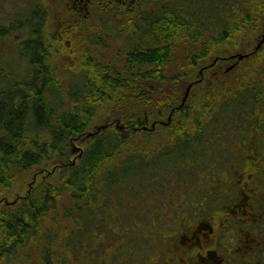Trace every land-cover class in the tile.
Wrapping results in <instances>:
<instances>
[{
    "label": "trees",
    "instance_id": "obj_1",
    "mask_svg": "<svg viewBox=\"0 0 264 264\" xmlns=\"http://www.w3.org/2000/svg\"><path fill=\"white\" fill-rule=\"evenodd\" d=\"M146 16V23L129 30L139 44L132 45L121 72L91 57L82 58L76 82L66 92L40 54L44 33L39 11L21 16L19 27L30 25L31 38L25 45V50H30V67L26 77L14 74L10 81L9 75L0 73L1 85L9 82V87L0 89V189L15 184L18 174L40 166L66 164L61 167L66 170L57 184L48 185L37 196L21 197L20 203L0 218V262L18 258L40 234L41 220L50 218L58 223L60 215L74 226L67 240L76 251L90 247L94 239L97 245L89 252L101 253L104 245L117 238L118 245L111 248L107 259L110 264H115V256L125 249L134 251L126 254L142 261L143 255L156 247L133 236L121 239L120 226L147 214V208L155 203L154 194H165L164 190L173 186L183 190L185 179L198 185L205 178L208 189H213L204 196L200 189L195 193L200 197L193 201V214L203 218L206 210L213 209L201 201L210 197L217 200L223 190L218 179L207 180L216 177L215 169L230 165L228 172H234V179L246 175L255 179L264 174V81L242 83L237 90L204 97V93L196 94L201 83L197 80L192 88L195 95L184 105L173 96L174 85L183 79L193 80L198 68L207 76L214 58L224 55L236 33L260 29L264 0H206L197 7L174 2L160 6L156 15ZM182 41L186 45L184 65L177 76H171L168 67L177 59ZM101 114L108 127L87 138L84 154L75 164H67L72 143L86 138ZM150 136L160 137L150 140L155 144L151 147ZM140 138L147 146H140ZM254 138L263 147L261 159L255 155L247 159L253 153L244 148ZM223 143L241 145L242 161L235 152H228L231 157L226 159L221 154ZM256 200L248 205L244 202L236 211L239 217L256 214L260 209L254 206ZM230 204L227 201L226 207ZM245 224L235 223L240 235L234 252L253 248L254 256L257 254L264 264V228L258 232L260 240L252 243L247 234L241 235ZM99 236L107 243L99 242Z\"/></svg>",
    "mask_w": 264,
    "mask_h": 264
},
{
    "label": "rangeland",
    "instance_id": "obj_2",
    "mask_svg": "<svg viewBox=\"0 0 264 264\" xmlns=\"http://www.w3.org/2000/svg\"><path fill=\"white\" fill-rule=\"evenodd\" d=\"M26 1L28 0H0V73L9 75L8 81L12 80V75L15 76L14 74L21 78L26 77V69L30 67L27 57L30 54V50L26 51L25 45L31 38V33L29 35L27 30L30 25H26L24 28L19 27V25L23 19H21V16L25 13L27 16L33 15V12L38 10L40 22L42 21L43 24L42 32L45 37H42L44 50L40 54L45 60V65L50 66L54 70L56 80L65 92L70 84L76 82L75 73L80 68L82 58L91 57L97 63L110 66L115 71L121 72L126 65L127 56L132 45L139 44L138 39L134 38L129 30L136 25L146 23L144 18L147 17L146 14L142 13L147 12L144 10L140 13L118 10L109 14L99 11L94 14L92 19L86 22L79 24L63 23L59 15V11L62 12L63 8L56 9L53 6H48L49 12L46 13L47 11L44 8H30L27 6ZM146 29L144 28L143 30L145 31ZM179 48L177 59L168 67V74H171V76H177L180 73L181 64L184 62L182 55L186 50V45L183 41L180 43ZM240 56L247 57L239 60ZM216 58H220V61L216 60ZM216 58H214L215 60L213 59L214 62L210 65L213 68H211L207 76H203V71L198 68L193 80L183 79L174 85L175 93L173 96L178 103L183 102L188 87L192 85L193 88V84L197 80L198 83L200 81L201 83L196 89V94L201 92L202 95L204 93V97L237 90L242 83L248 85L254 82H263L264 19L261 21L260 29L258 28L256 33L248 30L236 33L225 47L224 55ZM183 70L188 71L185 68ZM8 81L4 85H1L0 81V89L9 87ZM191 95L193 97L195 91L190 92L189 97ZM106 124L105 116L101 114L94 128L87 133L86 138L84 137L79 142L72 143L70 151L72 154L67 164L71 162L75 164L78 161V158L84 154V141L87 138H91L96 131L106 129L108 127ZM115 126L119 128V124ZM141 135L140 133L142 138ZM141 138L138 140L139 142ZM158 139H160L158 136L151 137L148 145L150 147L154 146V142H151L153 140L158 141ZM140 146H147V141L144 140ZM221 148H225V151L221 154L226 159L231 157V152H235L234 156L238 158V161H242L243 154L239 152V150L243 149L241 145L223 143ZM262 149L263 147L259 145L257 138H254L252 142L249 139L247 148H244L245 151L253 153L247 159L249 157L252 159L254 155L256 158L261 159L259 154L262 153ZM224 160H222V164ZM238 161L236 162L238 163ZM58 165V167L51 164L40 166L31 172L18 174L15 184L0 189L1 220L3 219V214L11 210L15 204L20 203V199H23L21 197L30 198L37 196L48 185L57 184L66 170L61 168L66 164ZM233 168L236 169L235 165ZM229 169L230 165L220 166V170L219 168L214 170L216 177L207 178L210 182H215L218 179L217 182H220L224 191H221V198L217 200L210 197L201 201L204 207L211 206L213 209V211L206 210L203 218L202 216L197 217V215H194L196 208L193 201L200 197L195 194L200 189L202 196L213 189L211 186V189H208V182H205V178L201 179L198 185L189 183L185 179L181 182L183 190H178L173 186L170 191L166 188L164 190L165 194H154L155 203L147 208V214L138 217L135 220L136 223L122 224L120 226L122 230L119 235L121 234V239L133 236L142 243L155 246L156 250L153 249L147 255H143L142 261L135 260V258L129 256L134 251L125 249L123 252L121 250L115 256L113 262L115 264H148L147 261L149 260V264H224L225 261L220 257L222 251L225 253L222 246L227 245L230 242L229 239H231L230 252L237 247L234 243L236 240L232 238L233 235L237 236L236 238L240 235V229L236 226L237 224L235 225L236 222L246 223L245 233L241 235L247 234L246 238L252 243L259 241L260 233L258 232L261 228H264V203H262V201L264 202V174L257 176L255 179H252V175H246V177H239L238 175L239 178L234 179V172L230 174L228 172ZM216 185L214 183L215 189ZM185 193L189 195L185 197ZM255 199L257 200L254 206L257 209L260 208L256 211L257 213L251 214V218L242 217V219L239 217L240 215L236 211L244 205V202L248 205L253 203ZM227 201H231V204L226 207ZM62 202L65 203L63 200ZM61 209L62 206L59 212H61ZM251 210L249 211L251 212ZM137 213L134 212L133 214ZM175 216H181L183 219H176ZM59 218L58 223H52L50 218L42 219L40 234L20 251L18 258L15 260L4 259L0 264H99V260H103V264H110L107 259L109 260L111 248L113 249L114 245H118L117 238L107 243L104 237L99 236V242L104 241L103 244L107 243L101 253L94 254L89 252L91 250L90 247L97 245L94 239L90 247L83 246L82 252L76 251L69 246L67 240L74 226L63 219L62 215ZM198 222L200 227L192 232V227L196 224L198 225ZM256 222L258 223L256 224ZM225 231H229V233L226 235ZM1 233L0 231V239ZM49 237L52 240L51 244H48ZM253 238L254 241H252ZM122 242L124 243V240ZM128 242L126 241V243ZM127 251L129 254H126ZM209 253L212 254H210L212 258H209L211 257L208 255ZM255 253L253 248L250 252L238 253L235 250L230 257L233 264H262L257 254V259L255 258Z\"/></svg>",
    "mask_w": 264,
    "mask_h": 264
},
{
    "label": "flooded vegetation",
    "instance_id": "obj_3",
    "mask_svg": "<svg viewBox=\"0 0 264 264\" xmlns=\"http://www.w3.org/2000/svg\"><path fill=\"white\" fill-rule=\"evenodd\" d=\"M204 1L206 0H28L26 3L28 4L27 6L31 8H44L47 11L46 13L49 12L48 6H53V8L56 9L63 8L62 12L59 11L63 23L79 24L92 19L94 14L99 11H104L106 14H109L115 11L117 12L118 10H123V12L128 10L135 13H140L144 10L147 11L142 12L144 14L156 15L158 8L163 5L173 4L174 2L180 4L184 2V4H193L197 7ZM199 227L200 225L198 222V225L196 224L192 227V232ZM228 233L229 231H225L226 235ZM236 237L234 235L232 236L234 240H236ZM229 241L227 245L222 246L225 253L222 251L220 257L225 261L224 264H233L230 255L234 252V249L230 252V245L232 244L231 239H229ZM210 254L211 253L208 255L211 256L212 254ZM209 258H212V256Z\"/></svg>",
    "mask_w": 264,
    "mask_h": 264
},
{
    "label": "water",
    "instance_id": "obj_4",
    "mask_svg": "<svg viewBox=\"0 0 264 264\" xmlns=\"http://www.w3.org/2000/svg\"><path fill=\"white\" fill-rule=\"evenodd\" d=\"M245 57H247V56H240L239 57V60H243ZM191 89H192V85H190L189 87H188V90H187V92H186V94H185V97H184V100H183V104L182 105H184L185 103H186V101H187V99H188V97H189V94H190V92H191Z\"/></svg>",
    "mask_w": 264,
    "mask_h": 264
}]
</instances>
